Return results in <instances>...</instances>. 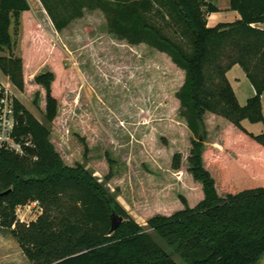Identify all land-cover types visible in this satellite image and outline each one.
Here are the masks:
<instances>
[{"label":"trees","instance_id":"1","mask_svg":"<svg viewBox=\"0 0 264 264\" xmlns=\"http://www.w3.org/2000/svg\"><path fill=\"white\" fill-rule=\"evenodd\" d=\"M41 2L58 31L86 10H101L111 34L166 54L182 72L176 100L192 136V185L174 212L152 216L145 229L86 165L65 163L48 125L17 100L15 135L31 139L33 146L25 155L0 150V225L33 264H181L179 259L182 264H259L264 258V131L251 132L244 122L264 121V0H231L241 18L213 27L207 16L218 8L208 0ZM13 21L24 25L23 56L0 55V69L24 91L33 86L31 74L42 62L54 67L34 81L45 88V119L53 123L60 82L68 74L61 64L64 54L52 48L28 0H0V51L13 47ZM235 65L255 88L244 105L228 76ZM208 114L238 128L225 132L222 149L207 145ZM172 156L173 168L180 169L182 154ZM112 177L111 170L105 178ZM32 201L42 213L21 223L17 209ZM114 216L123 221L112 231Z\"/></svg>","mask_w":264,"mask_h":264},{"label":"rangeland","instance_id":"2","mask_svg":"<svg viewBox=\"0 0 264 264\" xmlns=\"http://www.w3.org/2000/svg\"><path fill=\"white\" fill-rule=\"evenodd\" d=\"M28 1L52 48L57 47L64 54L61 64L68 74L60 82L63 92L53 123L45 119V88L34 82L36 75L53 71L49 62H42L31 74L33 86L21 91L12 84L18 101L48 125L51 139L66 164L86 165L117 195L127 212L148 229V220L160 212H174L179 196L185 195L192 185L188 173L192 136L186 131L176 100V91L183 83L182 72L168 61L166 54L149 49L146 44L133 47L111 34L101 10H86L82 18L58 31L41 0ZM11 33L13 47L4 48L0 55L23 56L24 25L13 21ZM235 74V70L230 73L231 81L240 103L246 104L245 89L251 87L250 81L243 76L235 79ZM0 81H8L1 69ZM262 103L264 110V94ZM207 123V145L222 149V126ZM244 124L255 132L264 131V121ZM176 152L182 154L180 169L172 166V153ZM111 170L113 177L107 181L105 177ZM166 200L168 203L162 205ZM41 213L37 201L17 209L21 223H30ZM179 262L183 263L180 259ZM0 264H33L10 230L2 225Z\"/></svg>","mask_w":264,"mask_h":264},{"label":"built area","instance_id":"3","mask_svg":"<svg viewBox=\"0 0 264 264\" xmlns=\"http://www.w3.org/2000/svg\"><path fill=\"white\" fill-rule=\"evenodd\" d=\"M12 81H0V150H8L19 155L26 154V147L33 146L31 139L18 138L15 129L18 124L16 113L17 95L12 89Z\"/></svg>","mask_w":264,"mask_h":264},{"label":"crops","instance_id":"4","mask_svg":"<svg viewBox=\"0 0 264 264\" xmlns=\"http://www.w3.org/2000/svg\"><path fill=\"white\" fill-rule=\"evenodd\" d=\"M210 1L211 3H213L215 6H217L218 10L217 11H214V12H211L208 14L207 16V19H208V25L213 27V26H216L220 23H232V22H235L237 21L238 19L241 18V15L240 13L237 11V10H233L231 9V0H208ZM261 26L264 27V24H262ZM131 45V44H130ZM133 47H137L138 45H131ZM149 49H152V50H155L159 53H162L156 49H153L149 46ZM164 54V53H162ZM235 70L236 74H235V79L236 78H239L238 76H243L244 78H246V80L250 81L249 78L247 77V74L246 72L244 71V69L240 66V65H235L229 72H228V76H229V79L231 80L230 78V73L233 72ZM234 89H235V92L237 94V97L239 99L240 102H242L239 98V94L233 84V82L231 81ZM248 84V83H247ZM250 84H251V87H248L249 85L246 86L247 89L246 90V93H245V98L248 100L251 96H253L255 94V88L254 86L252 85L251 81H250ZM244 105V104H242ZM212 122V123H217V124H220L224 130V134L227 130H232L234 132L238 131V128L235 127L230 121H228L227 119L223 118V117H220V116H217V115H214V114H208L207 115V122ZM246 126V125H245ZM247 127V126H246ZM248 130H250L251 132H254V133H258V132H255L254 129H249L247 128ZM223 134V136H224ZM222 140H223V137H222ZM222 146V144H221ZM219 150V149H217ZM259 264H264V258L263 260L259 263Z\"/></svg>","mask_w":264,"mask_h":264},{"label":"water","instance_id":"5","mask_svg":"<svg viewBox=\"0 0 264 264\" xmlns=\"http://www.w3.org/2000/svg\"><path fill=\"white\" fill-rule=\"evenodd\" d=\"M9 192L6 191L5 193ZM123 221L122 217H119V218H116L115 216L113 217V225H112V231H114L118 226L119 224Z\"/></svg>","mask_w":264,"mask_h":264}]
</instances>
